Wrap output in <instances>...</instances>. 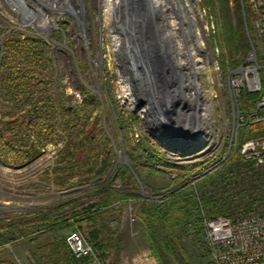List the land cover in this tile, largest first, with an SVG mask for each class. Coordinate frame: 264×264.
Here are the masks:
<instances>
[{
    "label": "rangeland",
    "instance_id": "rangeland-1",
    "mask_svg": "<svg viewBox=\"0 0 264 264\" xmlns=\"http://www.w3.org/2000/svg\"><path fill=\"white\" fill-rule=\"evenodd\" d=\"M80 1L0 0V264H102L98 254L105 264H163L148 226L173 203L192 212L178 226L190 264H215L204 219L264 212V168L229 144L238 109L247 115V99L259 95L247 83L238 93L231 81L251 52L264 63V0H198L209 59L183 0H159L158 18L152 0H106L107 12L120 5L108 21L104 0ZM126 12L135 24L129 33ZM239 16L249 48L233 52L228 25ZM159 26L168 29L170 58ZM133 49L137 79L125 53ZM174 81L193 104L170 95ZM162 100L167 108L183 103L193 134L183 149L166 145L148 118ZM91 206L97 224L77 223ZM75 228L88 240L100 232L92 240L104 248L98 262L69 253Z\"/></svg>",
    "mask_w": 264,
    "mask_h": 264
},
{
    "label": "built area",
    "instance_id": "built-area-1",
    "mask_svg": "<svg viewBox=\"0 0 264 264\" xmlns=\"http://www.w3.org/2000/svg\"><path fill=\"white\" fill-rule=\"evenodd\" d=\"M104 5L105 20H112L113 12L115 14L120 5L114 11L112 8L111 13L107 12L106 0H104ZM247 61L250 64L239 69L242 75L233 77L231 82L238 88V93L245 83L251 93H260L264 90L260 75V72L264 70V63L259 64L256 51L249 54ZM232 106L235 110L234 104ZM238 112V119L234 117L235 120L229 128L230 147L235 143L239 158L254 169H262L264 168V134L246 138L240 143H238V135L243 126L264 121V96L255 108L246 112L247 115L241 114L242 111L239 109ZM141 113L145 114L146 110L143 109ZM216 165L218 163H212L200 174L209 173ZM203 226L204 240L215 264H264V212L251 211L248 215L237 218L232 214L209 217L204 219ZM67 244L75 256L93 258L98 262L92 243L79 228L71 231L67 237Z\"/></svg>",
    "mask_w": 264,
    "mask_h": 264
},
{
    "label": "trees",
    "instance_id": "trees-1",
    "mask_svg": "<svg viewBox=\"0 0 264 264\" xmlns=\"http://www.w3.org/2000/svg\"><path fill=\"white\" fill-rule=\"evenodd\" d=\"M230 0H228L229 4ZM84 5V4H83ZM83 14L86 18V10L83 6ZM239 16V21L237 25H228L229 30V37H228V46L230 47V50L232 49L233 52H237L239 50H247L249 48V43L246 37L245 33V27L243 25V21ZM258 95V93H256ZM260 95V96H259ZM257 97H252L251 100L247 99L249 102L250 108H255L257 103L261 100L262 96H264V90L259 93ZM264 121L260 123H253L248 124L246 127L241 129V139L245 140L249 137H256V136H262L264 133H256L252 131H257L256 129H261L263 127ZM250 135L249 137H246L244 135ZM251 133V134H250ZM252 135V136H251ZM244 136V138H243ZM241 140V141H243ZM176 203H173L172 206H170L164 213L161 214H154L153 217L149 220V226L148 231L151 237V240L153 242V245L157 248V251L160 255V258L163 261V264H190L189 256L187 250L183 247L179 233H178V226L182 224L188 223V221L191 219L189 211L184 206H175ZM93 206L85 209L83 212L79 211L76 213L77 215V223L85 224L92 222L94 224L96 223V210L92 208ZM177 207V208H176ZM197 225V224H196ZM81 227V226H80ZM104 231V230H101ZM204 231L199 229L197 231V234L199 237L203 236ZM92 238L89 239V241L92 243L95 252L97 251H103L102 245L97 243H93L92 240H95L97 236L100 234V232H93ZM68 245V244H67ZM69 248V246H68ZM69 253L73 255L69 248ZM100 256V261L102 264H105L103 261V258L101 254H98ZM105 257V256H103ZM170 257H174L175 261L172 263V260ZM89 257H85L82 260H87ZM105 259V258H104Z\"/></svg>",
    "mask_w": 264,
    "mask_h": 264
},
{
    "label": "water",
    "instance_id": "water-1",
    "mask_svg": "<svg viewBox=\"0 0 264 264\" xmlns=\"http://www.w3.org/2000/svg\"><path fill=\"white\" fill-rule=\"evenodd\" d=\"M146 5L149 7V2L148 0H144ZM125 3V2H124ZM128 7L127 3L124 5V7ZM126 28L125 32H133L135 30V24H134V19H132L129 15V13L126 12ZM127 46V44L125 45ZM127 48V47H125ZM128 49V48H127ZM129 51V50H128ZM131 52H125L126 53V59L129 61V69L132 73V77L134 79H137L138 77V63L136 59V51L133 49ZM138 52V51H137ZM177 81L172 82V90L170 91V95L175 98L176 96V91H177ZM173 87L175 90L173 91ZM166 100H162L161 103L158 101H155L154 105L152 104L150 106L149 112H148V118L150 121L153 122L156 126V131H159L161 134L160 137L163 140V142L166 145H171L174 150H179L183 149V145L185 144V141L192 140L193 137L191 133L186 132V125H185V116H183L180 111L181 107L183 106V103H178V105L175 104V107L170 106V108H167V105L165 104ZM143 102L140 104L142 105ZM175 108V109H174ZM160 111V112H159ZM165 111V112H163ZM187 117V116H186ZM180 127L177 129L175 126H177L178 123H181ZM183 125V126H182ZM183 128V130H182Z\"/></svg>",
    "mask_w": 264,
    "mask_h": 264
},
{
    "label": "bare ground",
    "instance_id": "bare-ground-1",
    "mask_svg": "<svg viewBox=\"0 0 264 264\" xmlns=\"http://www.w3.org/2000/svg\"><path fill=\"white\" fill-rule=\"evenodd\" d=\"M80 2H81V4H83L82 0ZM152 2L154 4V6H156V8H157V10H156V16L158 18L159 14L162 13V9L159 10V8H161V6H160L161 3H160L159 0H152ZM197 2H198V0H183V4L181 3L180 5H183L184 7H186L188 9V12L189 13H188V19L187 20L190 21V26L192 27V30H193L195 39L197 40L198 44H200V48H201V50L203 51V53L205 55V59H209L210 58V51H209L210 49L208 47L207 42L205 41L206 40V34H205V29L203 28L202 23H201V18H200V13H199L200 10H198L195 7V4ZM158 31L162 35L161 38H162V42L164 44L163 53L166 55V57L170 58L169 57V55H170V53H169V41H170V38H169V34H168V29H166V27H164V26L163 27L162 26H159V30ZM204 45L206 47H204ZM186 57H187V60L188 61L189 60H191V61L194 60V57L190 53H187L186 54ZM182 64H183L182 62H178V65L180 66V67L178 66V69L179 70L181 69ZM194 67L195 66H193V68H192V70L194 72L199 71V69H200L199 66L195 67V69H194ZM183 82H185V81H183ZM182 87L184 88L185 87V84H183ZM177 93L178 92H176V96L177 97H183V99H185L184 101H186V102H188V100H191L192 99L191 95L189 93H187V92H183V94L181 92V94H179V95ZM192 102H193V99H192L191 103ZM189 103H190V101H189ZM185 125H188V122L187 121L185 122ZM186 130H187V128H186Z\"/></svg>",
    "mask_w": 264,
    "mask_h": 264
}]
</instances>
